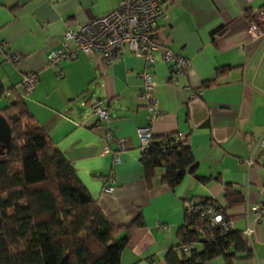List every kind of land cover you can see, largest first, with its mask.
Listing matches in <instances>:
<instances>
[{"label":"crops","instance_id":"1","mask_svg":"<svg viewBox=\"0 0 264 264\" xmlns=\"http://www.w3.org/2000/svg\"><path fill=\"white\" fill-rule=\"evenodd\" d=\"M118 1L0 0V46L20 54L9 63L0 52V85L21 97L111 224L127 225L142 216L144 223L129 236L120 264H166L185 203L208 198L225 208V184L243 194L242 204L225 211L250 249L249 256L239 252L231 264H264V217L253 222L250 212L264 192V148L257 146L264 133V34L252 38L247 30L259 0H160L167 17L156 20L157 37L189 60L177 80L159 51L151 65L157 108L152 134L182 135L196 163L194 173L185 172L173 188L161 179L163 166L153 168L148 185L139 162L136 128L147 123V102L138 98L141 58L124 52L105 63L79 53L46 64L67 27L103 14ZM28 71L35 72L36 82L22 95L19 84ZM11 94L0 97V106L11 101ZM98 99L107 102L106 120L90 110ZM108 132L111 148L118 137L124 140L117 161L112 151L101 153ZM249 158L254 163L247 164ZM108 184L112 190L103 191ZM246 227L253 231L245 234ZM193 248L199 251L201 244ZM203 264L225 260L216 255Z\"/></svg>","mask_w":264,"mask_h":264},{"label":"trees","instance_id":"2","mask_svg":"<svg viewBox=\"0 0 264 264\" xmlns=\"http://www.w3.org/2000/svg\"><path fill=\"white\" fill-rule=\"evenodd\" d=\"M3 92L0 85V96ZM11 95V101L0 106L12 131L10 145L0 154V264H120L129 236L144 223L142 216L127 225L111 224L21 97L14 90ZM173 136L153 135L140 151L148 185L156 166L164 167L161 179L170 188L185 172L194 173L196 163L189 147L184 141L173 143ZM162 142L172 144L163 150ZM240 192L225 184V208L242 204ZM201 200L231 217L215 201ZM176 238L175 247L164 255L166 264H203L216 255L231 264L239 252L250 255L240 232L233 227L223 232L210 222L199 221L196 210L185 208ZM195 242L201 244L199 251L193 248ZM183 244L191 247L179 249Z\"/></svg>","mask_w":264,"mask_h":264},{"label":"built area","instance_id":"3","mask_svg":"<svg viewBox=\"0 0 264 264\" xmlns=\"http://www.w3.org/2000/svg\"><path fill=\"white\" fill-rule=\"evenodd\" d=\"M260 4L254 8L248 22V35L252 38L264 34V0H259ZM160 0H119L110 10L88 18L83 22H77L74 27H67L62 33V42L59 48L49 52L46 64H56L61 59L75 57L79 53L101 58L103 62L110 63L124 52L143 60L142 70L139 71L140 90L138 98L147 102L145 109L147 112V123L136 128L140 151L145 148L152 139L151 124L157 117L156 98L152 88L154 85L153 71L151 65L154 61L155 53L159 51L162 61L167 63L170 77L178 78L189 65V60L170 50L162 43L156 33V20L166 18L165 11L160 7ZM6 46H0V52L5 61L15 63L20 59L18 52L6 51ZM36 82L35 72H25L20 81V91L26 95L33 89ZM12 89H4L1 96H8ZM0 96V97H1ZM105 99H98L91 104L90 110L98 120H106L108 111ZM113 137L110 132L105 136V144L101 153L112 151L114 161H117L118 151L123 148L124 140L118 137L113 148L110 141ZM184 137L174 134L173 143H182ZM172 144V143H171ZM171 144L162 142V149H169ZM257 146L264 148V133ZM247 164L254 163L249 158ZM264 167V163L262 164ZM103 191L110 192V184L102 187ZM187 211L196 210L199 221H207L226 232L232 229L233 219L226 216L222 211L210 203H203L201 199H193L185 203ZM252 221H257L264 217V192L261 197L250 206ZM164 226L159 225V228ZM252 227L244 229L245 234H250ZM191 244L178 246L181 250H188Z\"/></svg>","mask_w":264,"mask_h":264},{"label":"water","instance_id":"4","mask_svg":"<svg viewBox=\"0 0 264 264\" xmlns=\"http://www.w3.org/2000/svg\"><path fill=\"white\" fill-rule=\"evenodd\" d=\"M12 140V131L0 113V154H3L4 151L8 148Z\"/></svg>","mask_w":264,"mask_h":264}]
</instances>
